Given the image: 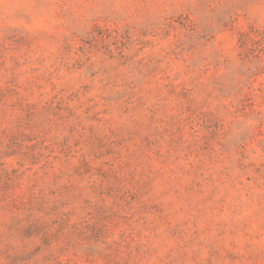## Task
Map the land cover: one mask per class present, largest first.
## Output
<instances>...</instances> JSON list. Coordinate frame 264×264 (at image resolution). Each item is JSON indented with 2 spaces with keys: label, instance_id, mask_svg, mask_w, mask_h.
Here are the masks:
<instances>
[{
  "label": "rangeland",
  "instance_id": "1",
  "mask_svg": "<svg viewBox=\"0 0 264 264\" xmlns=\"http://www.w3.org/2000/svg\"><path fill=\"white\" fill-rule=\"evenodd\" d=\"M0 264H264V0H0Z\"/></svg>",
  "mask_w": 264,
  "mask_h": 264
}]
</instances>
